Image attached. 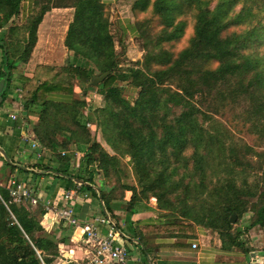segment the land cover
Segmentation results:
<instances>
[{"label":"trees","instance_id":"16d2710c","mask_svg":"<svg viewBox=\"0 0 264 264\" xmlns=\"http://www.w3.org/2000/svg\"><path fill=\"white\" fill-rule=\"evenodd\" d=\"M22 1L0 0L1 95L5 99L16 77L23 106L37 115L32 130L52 160L37 162L33 174L91 191L117 230L115 211L127 189V214L155 196L159 210L192 222L145 226V232L181 234L198 225L215 232L225 250L253 251L247 234L264 227V203L244 225L234 223L250 210L264 182V0H134L133 26L143 53L127 66L115 52L111 10L103 0H38L36 11L17 26L13 19ZM58 7L74 8L64 64L40 63L29 75L17 73L31 57L44 14ZM126 84L137 89L133 102L123 94ZM89 89L103 105L92 100L85 112L84 97H93ZM7 156L11 170L29 171ZM97 178L110 190H96ZM25 204L12 201L7 180L0 185V264H54L62 239L42 234L45 210L38 207L35 215ZM129 238L143 243L138 229Z\"/></svg>","mask_w":264,"mask_h":264},{"label":"crops","instance_id":"0c3cea01","mask_svg":"<svg viewBox=\"0 0 264 264\" xmlns=\"http://www.w3.org/2000/svg\"><path fill=\"white\" fill-rule=\"evenodd\" d=\"M103 1L109 5L110 10L113 9L115 0ZM73 11V7H58L52 8L44 14L45 25H47L45 33L47 37L45 42V63L42 62V55H38L34 61L31 59L26 63L28 67L22 72L23 74L29 75L33 71L36 64L41 63L48 65H58V58L63 60L64 57L67 56L68 51L64 45V38L68 24L72 20ZM32 12L33 0H23L21 3L20 13L18 15L21 19L20 23L24 22V20H26V18ZM59 15L60 17L63 16V18L66 20L63 31L60 35L54 30V27L60 21ZM110 22V32L111 34H116L118 39L116 40L115 35L113 36L114 43L116 45L118 43H128V41L132 39L133 36H135L136 31L133 26V13L131 17H128V15L114 14V21L110 17ZM40 24L37 29V42ZM55 44L57 47H61L62 49V51L60 50L62 52L61 57H59L60 53L57 54L52 52L51 54L48 52L49 50L54 49L51 47ZM54 59H56V63L52 62ZM1 62L2 53L0 50V70L2 69ZM28 70L29 72H26ZM15 78H12L7 87L8 94L5 105L2 107L0 105V138L2 139V146L0 145V148L2 147L6 154L9 152L12 155V159L17 163L18 166H23L29 169V171L21 173L17 169L11 170L5 165V158L0 152V177L6 175L7 183L11 178L16 179L14 176H19L20 179L18 181H20L22 184H25L24 179L31 180L34 184H39V187H37L38 189H30L29 191L31 196L39 199L36 206L39 205L38 207H41L44 210L45 205H51L54 203L62 205L64 203L63 195L68 190L73 188L75 189L76 187L71 186L67 189L66 181L60 179L58 180L52 175H48L45 178V175L36 176L33 174V170H37L35 166L37 162L42 161L46 163L44 160H42V156L52 158V155L45 148L43 149L32 130V125L37 120V115L36 113L27 110V108L23 106L22 94L16 93L17 90L20 89V82H18V79ZM80 93L82 94V90L78 86H75V96ZM50 97L58 98L57 95H51ZM10 114H15L17 116L16 119H12ZM23 116L27 117V124L22 121ZM25 130L29 132H26ZM26 133L30 134L31 136L34 135V138L39 143V147L33 149L30 146V143L23 140V136ZM39 152L41 153V157H38ZM76 154L80 156V152H76ZM40 158L42 159L40 160ZM128 159L129 158H127V160ZM76 161H78V157ZM95 183L97 188H101L96 190H101L104 192L110 190L107 189V181H104L102 178L95 179ZM76 191L77 192L72 197H70L68 205L73 207L74 215L78 219L79 223H88L100 217L99 213H101L102 210L100 197H96L91 191L79 192L78 189H76ZM131 193V190L126 189L124 191V200L119 204V208H116L115 214L118 217L127 219L129 223L137 229H139V227L143 228L145 226H160L166 223L192 224L191 221L182 219L178 215L159 210L157 208L155 196H150L147 202L137 203V210L132 214H127V212L124 210V206L125 203L130 199ZM28 205L30 204L26 202L25 206L29 207ZM43 217H45V221L51 228L56 227L58 224L61 226L60 228L56 227L57 230L53 229L55 232L52 231L55 237L62 239L59 243L61 256L55 261L54 264H67L69 261H74L77 264L84 262L88 253V245L81 240L72 241V238L78 234V231L75 229V227L69 225L65 220L58 219L54 213L50 211L48 212L45 210ZM193 230L195 232L194 234ZM99 231L101 234H106L108 232V226L99 223ZM145 231L140 232L143 243H141V241L137 238H126L125 236L122 237L126 238V240L128 239L134 244L138 243V245L136 244L138 249L139 247L142 248L144 256H147L150 259L151 264H251L255 261L257 256H260L264 252V227L258 225L254 226V228H252L248 233H253V235L250 237L247 236L249 245L253 249L251 252H254V256H252L251 252L246 254L237 248L231 250H225L221 248V241L218 235L215 232L198 225H195L194 229H187L181 234H179L175 229H171L169 232H163L161 230H147L148 232ZM120 238L121 237L119 236V241L123 243V239ZM193 242L197 243L196 248H192ZM146 248L148 249L147 251L144 250ZM256 248L258 250H256ZM259 248L261 250H259ZM142 256L138 253L134 256L129 252L130 264H139L137 263L138 261L140 264H148V262L143 260Z\"/></svg>","mask_w":264,"mask_h":264},{"label":"rangeland","instance_id":"374dc122","mask_svg":"<svg viewBox=\"0 0 264 264\" xmlns=\"http://www.w3.org/2000/svg\"><path fill=\"white\" fill-rule=\"evenodd\" d=\"M37 1L38 0H33V12H35L36 11V9H37ZM62 1H64V2H70L71 0H62ZM133 1L134 0H115V3L113 4V9H111V11H110V17L113 19V21H114V14H117V15H128V17H131L132 16V13H131V7H132V4H133ZM112 6V5H111ZM54 11H56V10H54ZM59 18H60V21L58 22V24L54 27V30L56 31V33L57 34H61V32L63 31V28H64V25H65V19L63 18V16H61L60 17V15H59ZM25 21V20H24ZM13 22H14V24L15 25H17V26H19V25H21L22 23H20L21 22V19H20V17L19 16H16L14 19H13ZM110 18H109V30H110ZM189 28L191 27V22L189 23V26H188ZM46 28H47V25H45V15H44V19H43V21H42V23L40 24V28H39V34H38V42L36 43V45H35V47L33 48V51H32V54H31V57H30V59L29 60H31L32 59V61H34L35 59H36V57L38 56V55H42V62L43 63H45V42H46V40H47V37H46V35H45V33H46ZM113 28V27H112ZM20 33H21V31L20 30H18L17 32H16V35H17V37L18 36H20ZM115 35V39L116 40H118L117 39V36H116V34H112V37ZM113 41H114V37H113ZM141 45H142V41H141V39L140 38H137L136 36H133L132 37V39H130L129 41H128V43H118L117 45L114 43V47H115V52L117 53V55H118V58L120 59V65L121 66H127V65H131L132 64V61H134V60H137L139 57H140V55H142L141 53H143V51H142V47H141ZM51 48H54V49H51V50H49L48 52L49 53H51L52 54V52L53 53H57V54H59L60 53V56L59 57H61V51H62V49H61V47L59 48V47H57V45L55 44V45H52V47ZM61 50V51H60ZM141 58V57H140ZM139 58V59H140ZM65 59H66V56L64 57V59L62 60L61 58H58V63L60 64V65H62V64H64V62H65ZM49 62H51V61H49ZM52 62H54V63H56V59H54ZM53 65V66H60V65ZM31 65V64H30ZM27 64L25 65V64H21V65H19V67L17 68V70H16V72L18 73V72H23L25 69H27ZM26 72H29V70L28 71H26ZM16 79V78H15ZM18 82H20L19 80H18ZM124 85V84H123ZM16 86V85H15ZM18 86V85H17ZM126 86V88H125V90H124V92H123V94H124V96H125V98L126 99H128V101H130V102H133L136 98H137V96H138V92H137V89L136 88H133L132 86H130V85H125ZM20 89H22L21 88V84H20V87H19ZM88 92H90V93H92V94H96V90L95 89H89L88 90ZM17 94H19V93H22V90H17V92H16ZM7 94H8V89L6 88L5 89V99H3L2 101H1V107L2 106H4L5 105V103H6V100H7ZM76 97H79V98H82L83 97V95L80 93V94H78ZM87 97V96H86ZM19 98V97H18ZM85 98V97H84ZM91 98H93L92 100L95 102L94 104H96V106L97 107H102V105H103V102H102V97H100L98 94H96V96H95V98L94 97H91ZM23 99V102H24V97L22 98ZM27 117L26 116H23L22 117V121L23 122H27ZM27 124V123H26ZM26 131V130H25ZM93 131V130H92ZM26 132H29V131H26ZM2 139L0 138V145L2 146ZM104 144V143H103ZM105 145V144H104ZM106 146V145H105ZM4 147V146H3ZM108 149H109V147L108 146H106ZM2 148V147H1ZM6 150V149H5ZM8 152V151H7ZM64 152V151H63ZM10 157L12 156L9 152L7 153ZM77 157H78V161H76L77 160ZM12 158V157H11ZM43 158V159H42ZM42 158H40V160L42 159V160H44L46 163H50L51 162V160H52V158H48L47 156H42ZM79 158H80V156H78L77 154H75V159L73 160V165H77L78 163H79ZM127 158H128V156L125 158V161L127 160ZM44 176V175H43ZM48 176V174H45V178ZM17 180H19L20 179V177L19 176H14ZM132 177V176H131ZM131 177H130V179H128V181L130 182V183H132V184H134V181L131 179ZM45 178H43V179H45ZM6 179H7V176L6 175H4V176H2V177H0V185L1 186H4L5 187V185H6ZM46 180V179H45ZM44 181V180H43ZM43 181H42V184H43ZM260 181H262L261 179H260ZM259 181V183H260V187H262L261 188V190H262V192H261V194H260V196H258V197H256V198H254L253 200H252V203H251V206H250V210L248 211V212H246L245 213V215L240 219V221L236 224V223H234V225H240V226H242V225H244V223L246 222V221H248V219H250L251 217H253L255 214H256V210L258 209V207L262 204V203H264V182L262 181V182H260ZM24 182H25V185H26V187L30 190V189H38L37 187H39V184H34L31 180H26V179H24ZM29 186V187H28ZM30 192V191H29ZM29 207H28V210L31 212V213H33V214H37V209H38V206L39 205H28ZM103 214V215H102ZM105 213L101 210V213H99V216L100 217H106L105 215H104ZM102 215V216H101ZM127 218H128V216H127ZM237 219V218H236ZM115 221H117L118 223V232H119V236L123 239V243L122 244H124V246L129 250V252L132 254V255H137V253L138 254H140L141 256H142V254H143V260H145L146 262H148V264H151V262H150V259L147 257V256H144V253H143V251H142V248H140L139 247V249H138V247H137V245H138V243H133V242H130L128 239L126 240V238H129V235L130 234H132V232H133V230L134 229H137L136 227H134V226H132L130 223H129V221L127 220V219H125V218H121V217H118ZM235 222H236V220H235ZM40 224H41V226H42V228H41V230H40V232L42 233V234H49V235H53V233H52V231H54L55 232V230H57L56 229V227H61L59 224L56 226V227H50L49 226V224L45 221V217H42L41 218V221H40ZM101 224V223H100ZM103 224V223H102ZM114 224V223H113ZM56 225V224H55ZM53 229H55V230H53ZM140 232L142 231H144V230H142V228L141 227H139V229H138ZM32 235H35V236H38L39 235V232H37V231H35V230H33L32 231ZM253 235V233H251V234H248L247 236L248 237H250V236H252ZM122 236H125L126 238H123ZM120 238V239H121ZM137 244V245H136ZM142 247V246H141ZM148 248V247H147ZM258 248V247H257ZM256 248V250H258ZM149 249V248H148ZM259 250H261L260 248H259ZM142 253V254H141ZM137 257V256H136ZM137 263H139L140 264V262L138 261Z\"/></svg>","mask_w":264,"mask_h":264},{"label":"built area","instance_id":"2783aa9c","mask_svg":"<svg viewBox=\"0 0 264 264\" xmlns=\"http://www.w3.org/2000/svg\"><path fill=\"white\" fill-rule=\"evenodd\" d=\"M21 90V89H19ZM97 94V93H96ZM96 94H92L95 98ZM88 106L85 108V112L88 111L89 105L92 102L90 97H85ZM12 119H16L15 114H10ZM87 126L94 131L95 126L87 122ZM25 142L30 143V146L35 149L39 147L38 141L34 138V135L26 133L23 136ZM44 149V148H43ZM62 154L64 152L62 151ZM38 157H41V153H38ZM7 188L10 191L12 201L15 203L28 202L30 205H36L39 201L38 198L30 195L29 189L17 179L11 178L8 180ZM76 188L68 190L63 195L64 203L62 205L51 204L45 205V210L54 213V215L60 219L65 220L69 225L75 227L78 234L72 238V241H83L88 245L87 256L85 261L81 264H130L129 251L119 241V232L115 228L113 222L108 216L98 217L94 221L80 224L78 219L74 215L73 207L68 205L70 197L76 193ZM99 223H103L108 226V232L101 234L99 231ZM197 243H192V248H196ZM254 264H264V252L257 256Z\"/></svg>","mask_w":264,"mask_h":264},{"label":"water","instance_id":"95a60500","mask_svg":"<svg viewBox=\"0 0 264 264\" xmlns=\"http://www.w3.org/2000/svg\"><path fill=\"white\" fill-rule=\"evenodd\" d=\"M108 71L102 73L101 75L99 76H96L94 79H93V85L95 86L98 82L102 81L107 75H108ZM5 85V79L4 78H1L0 79V103L1 101L3 100V97L1 95V92H2V89ZM0 152L1 154L4 156V158L6 160H9V157L7 156L6 152L0 148ZM23 167V166H22ZM236 220V213H232L231 217H230V223H234ZM42 228L41 224L38 225V229L40 230ZM252 256H254V252H251ZM254 258V257H253ZM255 262V261H254ZM254 262H252L251 264H254Z\"/></svg>","mask_w":264,"mask_h":264}]
</instances>
